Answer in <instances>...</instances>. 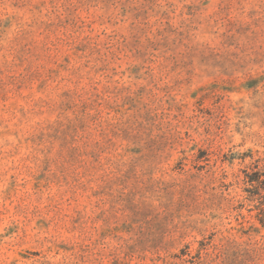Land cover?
<instances>
[{"label":"rangeland","instance_id":"374dc122","mask_svg":"<svg viewBox=\"0 0 264 264\" xmlns=\"http://www.w3.org/2000/svg\"><path fill=\"white\" fill-rule=\"evenodd\" d=\"M257 163L264 0H0V264H264Z\"/></svg>","mask_w":264,"mask_h":264},{"label":"trees","instance_id":"16d2710c","mask_svg":"<svg viewBox=\"0 0 264 264\" xmlns=\"http://www.w3.org/2000/svg\"><path fill=\"white\" fill-rule=\"evenodd\" d=\"M256 170L248 177L247 182L250 183L254 189L256 199L258 202L259 216L258 221L260 225L264 228V165L262 168H258V163L255 165ZM253 192V191H252Z\"/></svg>","mask_w":264,"mask_h":264}]
</instances>
